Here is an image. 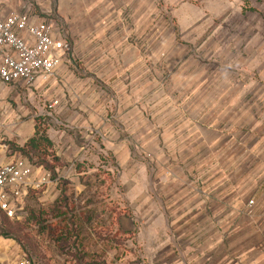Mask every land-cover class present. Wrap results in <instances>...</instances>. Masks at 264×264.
I'll use <instances>...</instances> for the list:
<instances>
[{"label": "rangeland", "instance_id": "1", "mask_svg": "<svg viewBox=\"0 0 264 264\" xmlns=\"http://www.w3.org/2000/svg\"><path fill=\"white\" fill-rule=\"evenodd\" d=\"M0 7L71 46L48 81L0 83V146L34 167L0 264H264V0ZM37 128L53 178L19 152Z\"/></svg>", "mask_w": 264, "mask_h": 264}, {"label": "built area", "instance_id": "2", "mask_svg": "<svg viewBox=\"0 0 264 264\" xmlns=\"http://www.w3.org/2000/svg\"><path fill=\"white\" fill-rule=\"evenodd\" d=\"M47 20L34 21L29 12L4 14L0 7V83L29 85L48 81L62 65L71 46L55 36ZM4 124L0 116V129ZM34 167L24 159L0 161V210L14 216L11 197L19 188L31 187ZM15 264H32L22 259Z\"/></svg>", "mask_w": 264, "mask_h": 264}, {"label": "trees", "instance_id": "3", "mask_svg": "<svg viewBox=\"0 0 264 264\" xmlns=\"http://www.w3.org/2000/svg\"><path fill=\"white\" fill-rule=\"evenodd\" d=\"M53 148L54 143L50 139L46 131H42L40 128H37L35 129L33 136L27 140L25 146L19 152L25 155L29 161L33 160V158L36 156H41L38 164L41 165L43 169L50 172L53 178L56 176L55 167L47 161V157H44L52 156V161L58 162L59 159L53 153ZM63 207L68 208L67 197L65 196V189H63L62 198L55 205L54 210L60 211V209Z\"/></svg>", "mask_w": 264, "mask_h": 264}, {"label": "crops", "instance_id": "4", "mask_svg": "<svg viewBox=\"0 0 264 264\" xmlns=\"http://www.w3.org/2000/svg\"><path fill=\"white\" fill-rule=\"evenodd\" d=\"M4 14H7V12H5L4 10H2ZM55 36H56V33H55ZM57 38H59L58 36H56ZM62 38V37H61ZM63 39V38H62ZM65 39V37H64ZM63 64V63H62ZM62 66V65H61ZM61 66L57 69V71L61 68ZM56 71V72H57ZM0 134H3V131H2V128L0 129ZM27 142V140L25 141V143ZM25 143L23 145H25ZM15 153V152H14ZM12 156H8V152H7V148L6 146H0V161L2 163H9V162H12L14 160L17 159L18 154H13L11 153Z\"/></svg>", "mask_w": 264, "mask_h": 264}]
</instances>
